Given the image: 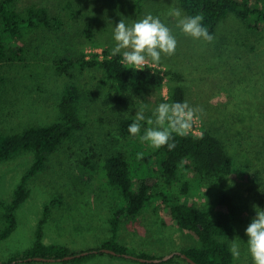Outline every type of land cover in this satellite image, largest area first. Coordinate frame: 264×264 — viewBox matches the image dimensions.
Wrapping results in <instances>:
<instances>
[{"label": "rangeland", "instance_id": "obj_1", "mask_svg": "<svg viewBox=\"0 0 264 264\" xmlns=\"http://www.w3.org/2000/svg\"><path fill=\"white\" fill-rule=\"evenodd\" d=\"M24 6L35 4L46 7L51 13L62 8L65 0H18ZM81 9L79 21L61 33L46 27L26 35L19 41L25 48V59L0 63V132H14L32 123L46 124L55 120L58 103L68 77L56 72L53 56L64 54L73 45V39L85 42L83 27L91 22L98 38L114 48V28L121 19L126 24L141 20L151 14L159 17L176 37L178 46L172 56L161 59L172 64L185 74L188 103L199 109L193 123L194 129H210L233 153L239 167L248 164L245 177L235 175L222 179L206 180L193 178L189 193H180V187L167 188L158 170L156 158H150L147 167L136 163L140 174L147 173L149 183L159 184L166 192L174 189V197L181 201H194L201 206L214 205V200L223 191H230L240 204L245 224L231 238L240 246V258L232 264H253L248 252L246 228L255 217L253 205L264 209L261 197L264 193V25L256 15L249 26L240 17L230 14L218 24L214 40L209 43L185 35L177 25V19L169 15L172 8L181 10L177 0H144L137 10L133 0H71ZM264 4V2H263ZM86 43L85 50L101 51ZM152 63L151 61H149ZM101 73L95 70L76 71L75 81L84 90L93 91L94 99L83 101L88 115L85 129L65 141L53 152L45 168L28 179L30 195L16 211L18 224L7 238L0 241V262L8 261L31 247L37 238L40 222L43 225V241L60 243L73 252H82L101 247L112 235L109 222L112 197L104 181L100 165L104 158L117 149L133 150L141 145L139 136L121 139L119 121L123 116H134L147 104L149 110L160 101L156 94L133 96L128 105H120L109 97L108 90L100 84ZM168 97V87L164 88ZM148 125L143 123L140 135ZM142 159L153 148L144 142ZM142 151V150H141ZM132 152V151H131ZM96 153L98 170L85 169L83 159ZM134 153V152H132ZM137 153V152H136ZM139 157V158H140ZM35 159L34 153H24L14 159L0 162V226L3 212L1 202L12 201L15 190ZM149 165V167H148ZM184 180L181 182L183 184ZM54 196L61 202L51 206L45 216L46 204ZM118 201V198H117ZM162 198L153 199L138 217L124 223L119 231V240L130 249V254L147 252L153 257H162L199 245L193 234L180 229L166 216ZM13 264H191L176 254L172 261L146 262L132 257L96 253L81 262L19 261Z\"/></svg>", "mask_w": 264, "mask_h": 264}, {"label": "trees", "instance_id": "obj_2", "mask_svg": "<svg viewBox=\"0 0 264 264\" xmlns=\"http://www.w3.org/2000/svg\"><path fill=\"white\" fill-rule=\"evenodd\" d=\"M177 1L187 16L203 15V25L211 35L215 33L218 24L230 14L237 15L254 28L257 24L251 23L250 17L256 15L264 25V0ZM143 2L144 0H133V6L140 10ZM80 16L81 9L72 4L71 0H65L62 8L56 13L35 4L22 6L18 0H0V63L25 59V48L19 47L18 44L26 35L41 27L61 33L71 25V20L79 21ZM82 33L87 39L85 42L74 38L73 45L67 48L66 53L52 58L56 72L68 77L58 103L55 120L46 124H28L14 132H0V162L12 160L24 153L35 155L34 162L18 184L12 201L1 202L3 218L0 241L10 236L17 227L16 211L30 195L28 179L45 168L49 156L65 141L86 127L88 115L82 102L93 100L94 95L93 91L84 90L74 80L76 71L100 72L102 75L100 84L108 90L113 102L120 105H128L133 96L158 95L160 101H157L148 112L149 118L153 120L155 119L153 113L161 102H188L185 74L172 64L161 59L159 64L148 63L142 70L129 68L120 63L121 55H111L113 47L98 38V32L91 22L85 21ZM86 43L92 45V48L102 49L87 52ZM165 86L168 87V97L165 96ZM134 119V116H123L120 119L118 133L121 139L129 140L133 137L128 127ZM175 143L176 148L172 151H169L167 146L160 149L151 148L149 156H145L144 159L138 158V154H143L146 145L144 142L137 145V149L131 150L134 153L128 148L117 149L104 158L99 170L101 169L104 181L110 188V196L114 198L109 215L112 235L103 241L101 247L96 248L99 252H90L64 261L81 262L96 253H103L101 248H111L119 253H110L111 255L126 257L124 253L131 252L129 247L119 240L121 226L142 214L145 207L159 197L162 198L166 216L180 229L196 236L199 242V245L182 249L183 252L199 264H232L235 261L230 252L231 238L241 224H245L246 219L240 204L230 191L221 192L214 200V205L201 206L194 201H181L174 197V189L166 192V188L164 190L163 187L157 186L159 184L149 183L148 174H140L142 171L138 172L135 165L138 163L142 168L147 167L143 164H148L150 158H156L159 164L157 168L167 188L178 185L180 193L187 194L193 178L214 180L235 175L245 177L248 164L239 167L237 157L228 151L224 141L206 127L201 133L191 129L186 137L176 136ZM97 156L96 153H92L83 159L86 170L90 172L98 170L95 160ZM60 202L61 196L52 197L46 204L45 216L52 205ZM261 202L264 206V193ZM45 219L43 218L39 224L35 243L23 254L15 255L0 264H13L23 260L37 261L29 260V257L35 256L63 258L77 253L71 251L65 244L43 241ZM134 255L155 258L147 252ZM174 256L168 261H172Z\"/></svg>", "mask_w": 264, "mask_h": 264}, {"label": "clouds", "instance_id": "obj_3", "mask_svg": "<svg viewBox=\"0 0 264 264\" xmlns=\"http://www.w3.org/2000/svg\"><path fill=\"white\" fill-rule=\"evenodd\" d=\"M169 15L177 19V27L196 40L203 39L211 43L214 36L203 25L201 14L184 16L178 8H172ZM115 46L111 55H121L120 63L135 70H142L151 61L159 64L162 54H175L178 42L172 30L159 17L149 14L139 21L128 25L121 19L114 28ZM147 104L139 108L128 131L132 136H139L141 142H147L154 149L167 146L169 151L176 148L175 137L189 135L199 109L193 108L187 101L161 102L155 109V119L146 118ZM143 123L148 125L140 135ZM142 154H138V158ZM255 217L246 228L248 252L253 264H264V209L253 205ZM237 239V238H236ZM233 240L230 252L234 259L240 258V246Z\"/></svg>", "mask_w": 264, "mask_h": 264}, {"label": "water", "instance_id": "obj_4", "mask_svg": "<svg viewBox=\"0 0 264 264\" xmlns=\"http://www.w3.org/2000/svg\"><path fill=\"white\" fill-rule=\"evenodd\" d=\"M101 250L103 252H108V253H112V254H119V253H117L115 250H113L111 248H101ZM90 252H99V250L98 249H93V250H87V251H82V252H78V253H72V254L66 255L63 258L35 256V257H29V260H38V261L69 260V259L74 258L75 256L86 255V254H89ZM175 254L183 256L191 264H199L197 261H195L193 258L189 257L187 255V253L183 252L182 250L178 251V252H175V253H172V254H169V255L165 256L164 258H162V257L146 258V257L137 256V255H132V254H129V253H124V256L132 257V258L139 259L141 261H146V262H161L163 260H169Z\"/></svg>", "mask_w": 264, "mask_h": 264}, {"label": "built area", "instance_id": "obj_5", "mask_svg": "<svg viewBox=\"0 0 264 264\" xmlns=\"http://www.w3.org/2000/svg\"><path fill=\"white\" fill-rule=\"evenodd\" d=\"M150 63V62H149ZM195 132L201 133L200 130L192 128Z\"/></svg>", "mask_w": 264, "mask_h": 264}]
</instances>
